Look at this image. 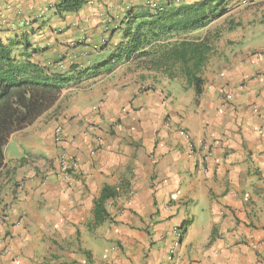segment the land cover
<instances>
[{
  "label": "crops",
  "instance_id": "obj_1",
  "mask_svg": "<svg viewBox=\"0 0 264 264\" xmlns=\"http://www.w3.org/2000/svg\"><path fill=\"white\" fill-rule=\"evenodd\" d=\"M85 1L59 18L56 0H0L1 37L28 42L31 63L72 75L108 59L130 14L201 0ZM225 8L193 34L211 49L198 97L134 58L73 80L54 116L10 137L0 264H264V0ZM61 157L75 163L68 183L53 175ZM104 187L118 194L96 222ZM173 228L182 237L168 260Z\"/></svg>",
  "mask_w": 264,
  "mask_h": 264
},
{
  "label": "trees",
  "instance_id": "obj_2",
  "mask_svg": "<svg viewBox=\"0 0 264 264\" xmlns=\"http://www.w3.org/2000/svg\"><path fill=\"white\" fill-rule=\"evenodd\" d=\"M226 3L166 2L160 11L144 9L130 14L122 41L108 59L83 70L71 67L72 75L31 63L24 53L29 43L15 38L3 40L0 30V189L9 175L5 148L10 137L40 118L55 114L62 91L73 80L109 74L121 61L144 57L152 69L162 70L169 80L181 81L198 97L204 85L201 72L211 49L208 41L193 34L221 18L227 12ZM86 4L85 0H56L54 15L64 18L78 13ZM117 194L109 187L101 190L94 207L96 222L108 218L105 204Z\"/></svg>",
  "mask_w": 264,
  "mask_h": 264
},
{
  "label": "built area",
  "instance_id": "obj_3",
  "mask_svg": "<svg viewBox=\"0 0 264 264\" xmlns=\"http://www.w3.org/2000/svg\"><path fill=\"white\" fill-rule=\"evenodd\" d=\"M148 7H150L152 10H155V11H157V10L160 11L162 9V7H160V6H158V5L154 4V3H149ZM1 23L4 24L5 21H2ZM25 24H27V22H25ZM258 55L262 56L260 53ZM221 92L223 93V95H224V97H225V99L227 101L231 100V96L225 90H222ZM54 135H55V142L59 143L60 140H61L60 139V129L59 128H56L54 130ZM178 136L182 140H184L187 143V145H190L191 137H190L189 133L185 129H179L178 130ZM94 143H95V148H93L90 151V154L92 156H95L97 154L98 149H99V147L101 145V142L98 139H95ZM74 170H75V163L71 162L69 159H66L65 157H61L59 159V162H58V170L53 175H55L57 179H60L63 182L68 183L70 181V179L72 178V176H73V171ZM47 177L48 176L46 175V177H44L43 180H47ZM172 234H173V242H172L171 247L169 248V251H168V255H167L168 260H171L174 257V255L176 253V250L179 248L181 237H182V232H181V230L179 228H173L172 229ZM5 253L7 254L8 250H6ZM256 264H263V263L262 262H257Z\"/></svg>",
  "mask_w": 264,
  "mask_h": 264
},
{
  "label": "rangeland",
  "instance_id": "obj_4",
  "mask_svg": "<svg viewBox=\"0 0 264 264\" xmlns=\"http://www.w3.org/2000/svg\"><path fill=\"white\" fill-rule=\"evenodd\" d=\"M257 54H259V53H257ZM261 54H262V53H261ZM52 116H54V114H52ZM106 133H107V132H106ZM114 133H115V132H114L113 130H111V128L108 129V133H107L108 135H110V134H114ZM110 136H112V135H110ZM59 159H60V158H59ZM58 162H59V160H58ZM110 206H111V205H109V204L107 205L108 208L106 207V211H109V210H110Z\"/></svg>",
  "mask_w": 264,
  "mask_h": 264
}]
</instances>
